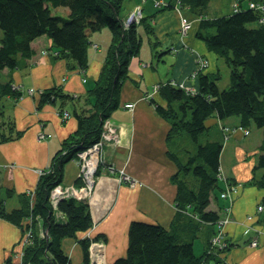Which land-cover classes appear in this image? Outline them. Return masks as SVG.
<instances>
[{"label": "crops", "instance_id": "0c3cea01", "mask_svg": "<svg viewBox=\"0 0 264 264\" xmlns=\"http://www.w3.org/2000/svg\"><path fill=\"white\" fill-rule=\"evenodd\" d=\"M154 1L124 0L119 12V18L123 20L138 6L152 32L146 34L138 26L141 36L138 54L128 63V78L120 90L119 107L106 120L110 121L116 132L118 142L104 147L103 164L92 189L80 193V197L76 198L84 199L88 205L92 219L90 238L99 237L98 241L102 242L101 252L94 258L93 264H110L125 254L131 221L155 223L171 232L185 233L187 239L193 236L189 233L185 214L180 213L175 204L177 183L174 176H178V166L171 153L181 163L185 162L186 159L176 154L182 146H179L177 139L167 138L170 124L156 113L150 100L166 106V101L154 88L168 82L176 86L182 84L187 90H196L197 75L192 77V73L197 57L208 61L207 67L201 72L209 75L219 71V59L196 36L199 12L177 5V0H161L169 7H156ZM233 1L224 0L225 12L220 13L223 15L212 16L206 11L203 16L216 18L230 15ZM241 6L246 8L247 2ZM54 12L67 16L68 9L58 8ZM182 18L190 24L184 36L179 31ZM87 39V66L84 70L71 61L67 63L64 58L57 57L58 48L53 46L49 38L40 36L31 42V57L20 60L18 68L11 71L4 69L1 73L0 83L10 82L22 94L17 100L8 95L0 98L3 119L12 125L10 130H4L6 139L0 141V186L13 191V196L8 199L9 207L6 201L7 210L25 205L27 196L24 194L34 190L39 179L35 171L48 168L62 141L76 129L74 111L86 108L85 97L98 78L111 42V32L102 28L88 33ZM50 88H60L72 99L56 97L53 103L38 106L41 93ZM126 103H134L133 109L125 108ZM62 110L69 114L65 121L60 116ZM224 120L226 124L211 116L205 121L208 129L205 139L218 142H221L220 139L227 140L226 145H222L219 157L220 178L216 187L219 191L216 192V188L212 190L207 207V210L217 212L221 220L229 218L223 226V232L230 247L220 262L264 264V191L260 186L248 183L255 178V161L254 158H247L255 150L237 144L245 137L239 129L238 117ZM226 127L239 131L225 136L223 128ZM41 133L46 137L39 140L38 135ZM181 138L182 135L178 136V140ZM226 152L231 155L229 162L224 159ZM110 166L116 170L123 169L140 184L129 186L118 182L116 173L106 171ZM77 175V162H67L62 169L61 185H66V188L78 187ZM180 179L184 184L194 181L190 176L181 174ZM229 185H234L235 191L225 199L221 198ZM212 204L213 207H210ZM258 205H262L261 213L256 211ZM54 216L56 219L62 218V214L57 211H54ZM248 216L252 218L248 220ZM36 225L39 230L40 224ZM217 227V224H202L198 229L194 227L190 230L194 235L196 233L192 244L196 256L203 254ZM21 236L22 231L18 226L0 218V264L9 255L13 257L20 248ZM253 239L258 243L256 247L249 245ZM61 247L69 257L70 264H83V251L79 243L64 238ZM217 255L216 258L210 257L207 263L217 262ZM99 257L98 263L95 260Z\"/></svg>", "mask_w": 264, "mask_h": 264}, {"label": "trees", "instance_id": "16d2710c", "mask_svg": "<svg viewBox=\"0 0 264 264\" xmlns=\"http://www.w3.org/2000/svg\"><path fill=\"white\" fill-rule=\"evenodd\" d=\"M123 2L0 0V76L4 69H16L20 66V60L31 57V42L40 36H46L58 48L57 57L64 58L67 63L71 61L84 70L87 66L88 33L102 28L111 32V42L100 73L85 97L89 109L74 111L76 129L62 141L48 168L42 170L32 196L27 191L22 208L7 210L6 200L13 196V191L0 186V218L15 224L22 231L19 247L24 232L28 230L30 234L21 248L22 255L16 256L19 248L15 256L9 255L2 264H70L69 257L61 247L64 238L79 243L83 251V264H90V242L99 237L89 236L92 219L87 203L68 197L59 201L54 209L49 194L61 184L63 166L76 158L77 152L98 140L104 121L119 107L120 90L128 78V63L138 54L141 45L138 26L146 34L152 32L143 16L138 23L124 25L129 15L123 20L119 18ZM177 2L181 7L186 6L200 13L196 36L209 51L223 58L229 69V86L224 90H219L215 83L220 78L219 71L213 75L200 71L196 90L179 88L168 82L157 88L167 105L161 106L150 100L156 113L170 124L167 138L177 139L179 146H182L176 154L186 159L185 162L181 163L171 153L178 166V176H174L177 183L175 204L180 213L185 214L191 230L194 227L198 229L202 224L213 226L221 220L217 212L207 210L211 192L218 186L222 150L221 142L205 139L208 132L205 121L211 116L219 120L236 116L239 126L246 129L252 124L262 130L259 146L262 153L255 168H262L263 174L260 179L254 178L248 183L264 187V23H259L260 12L248 7L249 3L258 4L262 0H235L239 5L237 11L216 18L203 16L209 0ZM243 2H247L246 8L241 6ZM58 8H67V16L56 14L54 11ZM134 9L141 12L138 6ZM6 95L17 100L22 94L16 85L0 83V98ZM56 97L72 99L60 88H50L41 93L38 106L53 103ZM173 102L177 104V110L172 107ZM11 127V122L3 120L0 107V141L6 139L4 130ZM180 135L183 138L178 140ZM180 174L190 176L194 181L184 184ZM54 211L61 213L62 218L56 219ZM27 218L31 221L26 222ZM37 223L40 224L39 230ZM190 230L193 236L187 239L185 233L171 232L155 223L131 221L125 254L110 264H206L210 259L206 256L207 245L203 254L196 256L192 245L196 233L194 235ZM217 254L220 253L212 252L214 258Z\"/></svg>", "mask_w": 264, "mask_h": 264}, {"label": "rangeland", "instance_id": "374dc122", "mask_svg": "<svg viewBox=\"0 0 264 264\" xmlns=\"http://www.w3.org/2000/svg\"><path fill=\"white\" fill-rule=\"evenodd\" d=\"M263 2H264V0H263ZM225 6L226 5L224 3V0H209V2L206 5L204 14L207 13L206 11H208L210 13V15H212V16L213 15H223V14H220V13L225 12ZM1 35H2V32L0 30V37H1ZM218 59L219 60H218V63H217V67H218L217 69L219 70L220 78L215 83H216V85H217V87H218L219 90H224V89H226L229 86V69H228L227 65L225 64L223 58L218 57ZM196 68H197V65H196L195 69ZM87 105L88 104L86 102V108L85 109L88 108ZM129 105H130V107H128ZM124 107L127 108V109H133L134 103H126V104H124ZM172 107L174 109H176V110L178 109V106H177V104L175 102L172 103ZM60 116H62V118L64 119L63 121H65V119H67L69 117V114H68L67 111L62 110ZM225 119L226 120H229V119L232 120V119H237V117L236 116H231V117H228V118H225ZM3 120H5V119H3ZM106 120L104 121V123L102 125V129H101L100 134H99L100 136L101 135L102 136L104 135L105 136V139L101 140L100 137H99L97 141H95L94 143H92L89 146V147H91L96 142L97 143H100L99 144V147H98V151H97V154H98V166L96 168V171H95L94 175H92L91 177H87V176L84 175L83 170L81 168V166L84 163V159L82 158V156L80 154H78V155L76 154V158H73L72 160H75L77 162V164H78V175H77V179L80 182H78V184H76V185H78V187H76V188H73V187H71V188L70 187L69 188L67 187L66 188V185L62 186L61 184H58L57 186H55L52 189V191H53L56 188H60V190L57 191V192H55L54 194H52V191L49 194V199L51 201H53L52 200V197L56 198V200H55V206H53L54 209H56L57 203L59 201L64 200L65 198H68V197L69 198H77V197H80V193H82V194L84 192L87 193L88 191H90L92 189V187L94 185V180L96 179L97 175L99 174V171L98 170L101 169V166L103 164L102 161H103V158H104V147L105 146H110L111 144H116L118 142L117 136H116V132L111 127L112 125H111L110 121H106ZM223 122L225 124L227 123L224 119H223ZM226 128H228V127H226ZM239 128H240V130H242V133H243V135L245 137H243V139H241L240 141H238L237 144L241 145L242 147H250V148H252V150H255V153L252 154V155H249L247 159L250 160V159H253L254 158L255 166H258V157L262 153V152H259L258 151V149H259L258 146L261 144V141H262V130L251 124L248 128H246L248 130V133L250 132V134L247 136V134L244 133L245 128H243L241 126H239ZM228 129H229V131L227 130V133L223 130V133H226V136H229L234 131H239L237 129H234V130H232L231 128H228ZM39 140H41V139H39ZM220 141L222 142V145L223 146H225L226 143H227V140H225V139L224 140L223 139H220ZM89 147H87L86 150ZM89 155H91V154H89ZM224 159H225L226 162L231 161V155L228 152H226L225 155H224ZM111 168H113V169H110V168L107 167L106 168V171L109 172L110 174H112V172L116 173V178H117L118 182H124L127 185H129L128 182L125 179L129 180V178H131V179H133L131 186H135L137 184H140V182L137 179H135L132 176H130L129 174H127L123 169H117L116 170L112 166H111ZM35 172H36V174H38V178L42 175L38 171H35ZM253 173H254L255 180H258V179H260L261 175L263 174V170H262V168L257 167V168H255L253 170ZM229 186H231V185H229ZM261 188L264 191V187L261 186ZM215 190H216V192L219 191L218 188H216ZM29 191H33V190H29ZM229 192L231 193V191H229ZM68 193H74V194H68ZM221 198H223V197L221 196ZM224 199H225V197H224ZM82 200L85 201L84 199H82ZM6 201H7V207H9V200L7 199ZM53 202H52V204H53ZM212 202H213V204H215L213 200H212ZM213 204L210 207H213ZM258 206H260V205H258ZM257 207H256V211H257ZM228 211H229V209H228ZM220 221H222V220H220ZM228 221H229V218H228ZM228 221H226V222H228ZM226 222L223 221L221 223L219 229H217L216 232L214 234H212V236L209 238V242L207 244V249H208L207 252L208 253H206V256L212 257L213 249L216 250L215 248H212L211 247L210 241H211V239L217 233H218V235L223 234L224 239L227 242V239H226L225 234L223 232L224 231L223 230V226L225 225ZM98 240H99V238L96 241L95 240L94 241H91L90 242V245L93 247V249H94L95 252H97L98 254H100L99 252H101V249L100 248L102 246L101 245L102 242L101 241H98ZM254 240H256V239H254ZM252 242L253 241L251 240L250 243H252ZM250 243H249V245H250ZM228 245H230V244L228 243ZM251 247H253V246L251 245ZM195 248L197 249V243L195 244ZM224 250H225V248L224 249L217 250V252L220 253V254L217 255V257L219 258V260H217V262H215V264H223V261L220 262V259L222 260L224 258V256H222L224 254V252H223ZM206 264H208V263L206 262Z\"/></svg>", "mask_w": 264, "mask_h": 264}, {"label": "built area", "instance_id": "2783aa9c", "mask_svg": "<svg viewBox=\"0 0 264 264\" xmlns=\"http://www.w3.org/2000/svg\"><path fill=\"white\" fill-rule=\"evenodd\" d=\"M162 5H166V4L163 3L161 0H155V6H158L159 7V6H162ZM248 7L259 11L260 12L259 22L260 23H264V2H263V0H262V2H259L258 4H256V3H249L248 4ZM238 9H239V5L234 2L232 4V10L235 12ZM141 17H142V15H141L140 10L139 9H135L124 20V25L125 26H128L131 22L138 23V21L141 19ZM189 26H190V24H189V22L185 18H182L180 20L179 31H180V34L182 36H184L187 33V31L189 29ZM94 47H96V46H94ZM196 65H197V68L192 73V77H195L198 74V72L204 70L207 67V65H208V61L205 58L198 56L197 57V60H196ZM177 86L179 88H183V85L182 84H178ZM157 88H158V86H156L154 89H157ZM128 107H130V105ZM223 130L226 133H227V130L229 131L228 128H223ZM226 133H224L225 136H226ZM244 133L245 134H248V130L245 129L244 130ZM45 137H46V135L45 134H42V133L38 135V139H44ZM100 139L101 140L105 139V136L104 135L103 136L101 135L100 136ZM99 144L100 143H97L96 142L91 147H89L87 150L85 149V150L80 151V152L77 153V155L80 154L82 156V158L84 159V163L81 166V168L83 170L84 175L87 176V177H91L92 175H94V173L96 171V168L98 166V154H97V151H98ZM89 154H91V155H89ZM108 168L113 169V168H111V166L108 167ZM36 171L40 172L41 174L43 173L42 170H36ZM125 180L128 182V184L130 186L132 185L133 179L129 178V180H127V179H125ZM235 188L236 187H234V185L229 186V189L227 188L226 191L221 194V196L222 197L228 196L230 194L229 191H231V192L232 191H235ZM59 190H60V188L54 189L52 191V194H54L55 192H57ZM30 193H31V196H32L33 192L30 191ZM68 194H74V193H68ZM52 200L54 202L51 201V200H50V202L51 203L53 202L52 205L55 206V200H56V198L52 197ZM259 211L262 212V205H260V206L257 207V212H259ZM251 218H252V216H248L247 217L248 220H250ZM25 221L26 222H30L31 219L30 218H27V219H25ZM223 221H225V222L228 221V218L225 219V220H222V221H218V223H217V225H218L217 229H219V227H220V225H221V223ZM28 236H29V232L27 233L26 237L23 240H21V243H20V246H21L20 247V251L18 252L19 254H16V256H19L20 257L22 255L21 248L24 246V244L27 243V239L26 238ZM252 241L253 242L250 243V246L252 245L253 247H256L258 245L257 241L254 240V239ZM210 243H211V247L216 249V250L213 249V252H216V253H218L217 250L224 249V248L226 249L228 247V243L225 241L223 234L218 235V233H217L211 239ZM88 253H89V257L92 258V259H94L95 257H97L99 255L97 252L94 251V249H93V247L91 245L89 246ZM14 256H15V254H14ZM90 264H93V261Z\"/></svg>", "mask_w": 264, "mask_h": 264}, {"label": "bare ground", "instance_id": "6f19581e", "mask_svg": "<svg viewBox=\"0 0 264 264\" xmlns=\"http://www.w3.org/2000/svg\"><path fill=\"white\" fill-rule=\"evenodd\" d=\"M29 231L27 230L26 232H24V237L23 238H25L26 237V235H27V233H28ZM30 235V234H29ZM29 237V236H28ZM100 258L101 257H99L97 260H95L96 262H100ZM88 260H89V263H91L92 261H94V259H92V258H90V257H88Z\"/></svg>", "mask_w": 264, "mask_h": 264}]
</instances>
